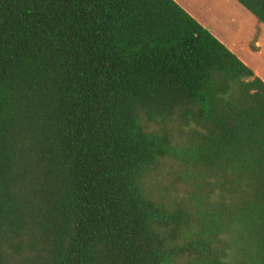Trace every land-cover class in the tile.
I'll return each instance as SVG.
<instances>
[{"label":"trees","instance_id":"1","mask_svg":"<svg viewBox=\"0 0 264 264\" xmlns=\"http://www.w3.org/2000/svg\"><path fill=\"white\" fill-rule=\"evenodd\" d=\"M0 264H264V80L176 0H0Z\"/></svg>","mask_w":264,"mask_h":264},{"label":"rangeland","instance_id":"2","mask_svg":"<svg viewBox=\"0 0 264 264\" xmlns=\"http://www.w3.org/2000/svg\"><path fill=\"white\" fill-rule=\"evenodd\" d=\"M180 2L186 6H198L204 3L207 5V3H211L213 6L211 13L215 15L216 22L219 19L222 25H224L223 32L221 33L226 37L228 44L234 49H238V51H249L251 49L252 40L250 36L256 32L259 22L255 16L236 0H180ZM261 25L263 27L261 34L264 43V25Z\"/></svg>","mask_w":264,"mask_h":264},{"label":"crops","instance_id":"3","mask_svg":"<svg viewBox=\"0 0 264 264\" xmlns=\"http://www.w3.org/2000/svg\"><path fill=\"white\" fill-rule=\"evenodd\" d=\"M176 1L192 16H194L204 27H206L212 34H214L220 41H222L230 50H232L244 63L251 67L257 76L264 80V43L261 34L263 30L261 24L263 23H260L256 18L259 24L257 25L258 28L256 32H254L253 35L250 36L252 40L251 49L249 51H238V49H234L228 44L226 37H224L221 33L223 32L224 25H222V22L221 20L219 21V19H217V22L215 21V15L211 13L213 11V6L211 5V3H207V5L206 3H204L198 6H186L184 4H181L180 0Z\"/></svg>","mask_w":264,"mask_h":264}]
</instances>
